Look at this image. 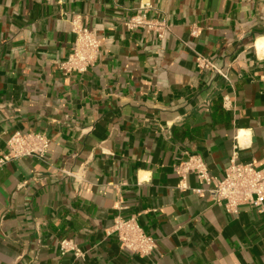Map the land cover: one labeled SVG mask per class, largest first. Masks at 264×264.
Returning <instances> with one entry per match:
<instances>
[{"label": "crops", "instance_id": "0c3cea01", "mask_svg": "<svg viewBox=\"0 0 264 264\" xmlns=\"http://www.w3.org/2000/svg\"><path fill=\"white\" fill-rule=\"evenodd\" d=\"M144 1L164 38L125 25L141 0H0V157L17 130L50 138L0 165V264H264V209L229 212L176 171L197 154L222 179L235 151L264 167V0ZM74 13L102 42L84 73L60 67ZM118 215L157 240L150 255L121 245Z\"/></svg>", "mask_w": 264, "mask_h": 264}, {"label": "built area", "instance_id": "2783aa9c", "mask_svg": "<svg viewBox=\"0 0 264 264\" xmlns=\"http://www.w3.org/2000/svg\"><path fill=\"white\" fill-rule=\"evenodd\" d=\"M153 6L149 1L141 0L135 14L124 23L128 29L145 28L156 32L159 38H164L172 31V25L165 18H154L148 15ZM75 41L72 49L60 67L66 72H87L97 63L102 42L96 33L84 22L81 14L74 13L70 19ZM198 65L209 66V61L203 56L197 57ZM219 71V70H218ZM221 72V71H220ZM50 138L43 132L15 131L8 140V149L0 157V165L11 160L26 156L44 158L49 150ZM180 176L179 187L188 189L187 177L189 173H195L200 183L214 185L208 191L211 198L218 204H222L227 211L238 213L241 206L253 205L264 209V167H258L254 162L243 163L238 161L235 151L230 158L229 165L225 169L222 179H217L209 173L206 162L200 155H190L188 159L176 166ZM200 193L201 188H194ZM111 231L116 233L121 245L133 253L141 256L150 255L157 247V240L147 234L136 216L115 217ZM60 249L64 254L73 251L78 257H83L85 251L72 239L63 238L60 241Z\"/></svg>", "mask_w": 264, "mask_h": 264}, {"label": "bare ground", "instance_id": "6f19581e", "mask_svg": "<svg viewBox=\"0 0 264 264\" xmlns=\"http://www.w3.org/2000/svg\"><path fill=\"white\" fill-rule=\"evenodd\" d=\"M257 45H258L259 50H262L263 47H264L263 39H259V40L257 41ZM246 133H247L246 130H241V132H240V134H239V139L241 138V140H243V137H244V135H245Z\"/></svg>", "mask_w": 264, "mask_h": 264}]
</instances>
